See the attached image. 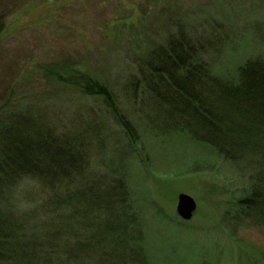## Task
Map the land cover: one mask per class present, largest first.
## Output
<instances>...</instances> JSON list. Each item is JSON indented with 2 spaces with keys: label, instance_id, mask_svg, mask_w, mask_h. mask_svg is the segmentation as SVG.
I'll return each instance as SVG.
<instances>
[{
  "label": "trees",
  "instance_id": "1",
  "mask_svg": "<svg viewBox=\"0 0 264 264\" xmlns=\"http://www.w3.org/2000/svg\"><path fill=\"white\" fill-rule=\"evenodd\" d=\"M18 18L0 8V41ZM116 21L98 29L112 55L111 42L132 28ZM204 41L185 34L145 41L114 74L117 60L103 71L81 56L22 72L21 86L35 80L46 90L29 95L12 86L0 102V264H154L127 161L92 162L108 138L99 136L93 103L119 127L135 162L145 164L144 133L178 131L207 146L240 181L222 223L231 233L264 226V57L227 73ZM110 75L120 83L115 90ZM67 102L83 106L57 122L55 108Z\"/></svg>",
  "mask_w": 264,
  "mask_h": 264
},
{
  "label": "rangeland",
  "instance_id": "2",
  "mask_svg": "<svg viewBox=\"0 0 264 264\" xmlns=\"http://www.w3.org/2000/svg\"><path fill=\"white\" fill-rule=\"evenodd\" d=\"M61 1L0 0V8L19 14L7 38L0 41V102L12 86L29 95L46 90L41 81L18 83L30 65L81 56L103 71L117 60L118 65L111 67L114 74L135 58L134 50L145 41L161 43L167 36L185 34L205 40L209 58H219L227 73L247 59L264 57V0ZM118 19L132 28L128 37L111 42L117 51L112 55L98 29ZM108 80L112 90L120 84L113 75ZM58 106L56 119L63 122L80 112L83 104ZM90 108L104 120L95 117L100 138L108 137L103 149L92 150V162L119 167L127 161L128 185L154 264H264V226L239 227L231 233L221 220L226 201L240 184L234 170L214 159L207 146L178 131L144 133L140 140L145 142V164L135 162L127 156L120 129L103 107L93 103ZM179 193L196 203L189 221L181 222L175 214Z\"/></svg>",
  "mask_w": 264,
  "mask_h": 264
},
{
  "label": "water",
  "instance_id": "3",
  "mask_svg": "<svg viewBox=\"0 0 264 264\" xmlns=\"http://www.w3.org/2000/svg\"><path fill=\"white\" fill-rule=\"evenodd\" d=\"M196 210L195 201L188 195L179 193L176 196L175 214L182 221H189Z\"/></svg>",
  "mask_w": 264,
  "mask_h": 264
}]
</instances>
